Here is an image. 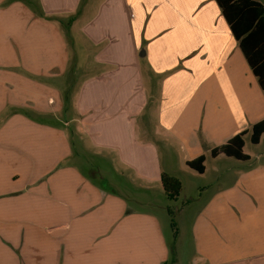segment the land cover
I'll list each match as a JSON object with an SVG mask.
<instances>
[{
	"label": "crops",
	"instance_id": "crops-1",
	"mask_svg": "<svg viewBox=\"0 0 264 264\" xmlns=\"http://www.w3.org/2000/svg\"><path fill=\"white\" fill-rule=\"evenodd\" d=\"M137 1L141 7L155 1L161 21L160 45L141 56L130 36L121 33L128 41L118 44L111 29L104 31L97 14L80 28L93 46L109 41L96 52L75 108L81 131L115 152L128 171L112 179L78 171L81 153L72 152L67 136L72 120L65 121L67 129L42 120L50 115L58 122L64 108L62 74L75 69L71 45L79 35L68 39L78 19H68L63 5L76 3L0 0V264L168 263L179 241L172 252L158 215L130 203L147 206L150 192L161 196L163 171L182 181L184 203L191 200L179 211V224L183 218L190 223L195 260L264 264V157H212L214 180L198 184L191 196L178 170L164 168L161 152L171 157L178 148L189 168L187 161L205 156V145L212 150L264 119V91L216 0ZM51 15L58 21L50 22ZM144 58L151 62L145 67ZM147 71L155 78L174 71L157 83L162 91L151 112L157 95L148 90ZM145 110V118L136 119ZM205 158L204 173L189 170L207 174ZM60 160L66 168L53 172ZM196 199L205 201L192 209Z\"/></svg>",
	"mask_w": 264,
	"mask_h": 264
},
{
	"label": "rangeland",
	"instance_id": "rangeland-1",
	"mask_svg": "<svg viewBox=\"0 0 264 264\" xmlns=\"http://www.w3.org/2000/svg\"><path fill=\"white\" fill-rule=\"evenodd\" d=\"M39 6H41V1H48V0H35ZM64 1H70L72 0H64ZM155 1H144L143 6L141 7L140 1L137 0H115L111 1V7L109 10L108 7V0H76L73 2L76 3L75 7L72 9V5L68 3H64L63 5V14L65 16H68V19H71L73 17H76V20L78 19V22L75 23V29L73 34L70 32L68 34V39L72 40V37L78 36V42L76 40V44H74V41L72 40L73 44L71 45V50L74 55H76V60L74 62L75 69L71 70V67L69 71L64 72L63 78L65 79L61 80L62 86L65 89V97L63 101L64 108L60 112L59 116L57 117L58 122L52 118L50 115H48V118L42 119L45 121H48V125L56 126L60 129H67L68 128V139H69V145L72 148V152H74V149L76 152L81 153L79 156V172L82 174H86L91 177V175H102L106 177H110L112 179H121L122 173L127 174L128 171L124 168L123 165L120 164V160L118 159L119 156L116 155L115 152L109 151L107 149H103L99 146H97L93 141V135H88L81 131V120L82 115L78 113V109L75 107L77 106L76 99L79 97L80 90L82 88L81 84L83 81L88 80L91 78L92 74L94 73V57L96 55V52L99 53L102 51V49H105L109 41L104 39L101 41V44L99 46H93L92 41L88 38V34L85 32L86 38L81 37V30L80 28L82 26L89 25V21L92 20L94 14H97L99 16V23L101 24V27L105 28L104 31H107L111 29L114 32V35L117 37H114L117 39L118 44L121 41H128V40H121L120 35L121 33L127 36H130L132 41L134 40L139 44L142 48L139 51V56L142 53L143 49L147 47H152L156 45H160L159 42L162 41V38L157 34L158 30L161 28L160 24L161 21L159 19V14L156 11V4H153ZM127 7H129V11H131V16L129 17L127 15ZM39 9V8H38ZM109 10V11H108ZM40 15L44 14V11L38 12ZM113 16V20L110 19V15ZM44 17V16H40ZM50 22H57L58 19L54 17V15H51L50 18H47ZM110 19V21H109ZM92 22V21H91ZM63 23V22H62ZM64 27H66V24L63 23ZM111 26V27H109ZM87 31V29L85 30ZM157 40V41H156ZM88 44V46H87ZM82 45H84V52L81 53ZM86 49V50H85ZM83 54V55H82ZM149 58H144L143 64L145 67V63H151ZM99 68V67H98ZM151 69V65L149 67ZM97 69V68H96ZM174 71L164 73L160 76H156V78L152 75V72L149 73V71L145 72V78L147 81V87L150 93L156 94L157 96H153L154 99H151L149 102V108L150 112L153 110L151 108L152 106H155L157 103V97L159 98V90L162 91V82L157 84L158 82L165 80L167 77L173 74ZM153 76V77H152ZM56 80H54V83ZM53 83V84H54ZM157 84V86H156ZM55 87V86H54ZM28 88H26L27 90ZM75 109V110H74ZM28 114L34 117V114L31 110H27ZM27 114V113H26ZM146 114V110L142 113H138L136 119L142 120V117H144ZM76 116L78 121L76 120ZM145 118V117H144ZM143 118V119H144ZM30 120L36 121L35 117L31 118ZM72 120L69 124V127L65 128V121ZM143 122V121H142ZM79 127V132L74 131ZM251 129L252 126L248 128L247 134L244 137L245 140V147L244 152L249 155L252 158L257 157L259 154L264 157V137L261 139V142L259 144H253L251 142ZM227 142V141H226ZM225 142V143H226ZM224 144V143H223ZM206 147H203V151L205 156L207 157V166H208V172L204 176H201L200 174H196L195 172H192L189 170V168H186L184 162L181 161V157L183 155L181 150H177L178 148H175L176 150H170L171 157H168L164 150H161L163 153L162 162L165 166L164 168L166 170H172L175 168V170H178V174L182 175L184 178V184L186 185L187 193L192 194L191 196H196L194 194V189L198 184H209L211 183L214 178L212 177L211 169L214 167V163L212 162V156L210 153L211 145L208 147V145H205ZM207 148H210L209 150ZM221 157L226 158V156L221 155ZM66 164L60 160L59 165L56 168H53L52 171L55 172L56 170L66 168ZM75 169V168H74ZM12 168L10 167V173L12 172ZM51 171V172H52ZM165 172V171H163ZM167 172V171H166ZM169 173V171H168ZM91 174V175H90ZM171 174V173H170ZM193 175V177L191 176ZM102 185H108V181H101ZM165 193V192H164ZM161 194V196L156 195V192H150V198L149 202H152L151 205L147 206H141L138 205L135 201H131L130 203L132 207L136 208H146L149 210V212H153L158 215V217L161 219L162 224L165 228L166 236L168 237V241L172 244H175L178 242V254L174 256V258H170L168 263L166 264H202L196 259L195 252L193 250L192 246V237H191V229H190V223H188L187 218L184 220V218L180 221L179 224V211L185 206L184 203V194L179 196L177 201L171 202L166 198L165 194ZM182 193V192H181ZM165 197V198H164ZM129 200V199H128ZM188 200V199H187ZM186 200V201H187ZM190 200V199H189ZM185 201V202H186ZM203 200L196 199L195 203L191 207L192 209H197V207L200 205V203ZM171 207L174 210H176V225L179 229V234L177 238L174 237V230L171 226V218L168 216V223H166V220L164 221V217L166 219V215H168V208ZM53 221L58 220L60 218V212L59 210H53ZM185 215V214H184Z\"/></svg>",
	"mask_w": 264,
	"mask_h": 264
},
{
	"label": "trees",
	"instance_id": "trees-1",
	"mask_svg": "<svg viewBox=\"0 0 264 264\" xmlns=\"http://www.w3.org/2000/svg\"><path fill=\"white\" fill-rule=\"evenodd\" d=\"M216 2L253 75L264 91V4L258 0H216ZM246 134L247 131L240 132L226 143L214 147L211 156L215 158L224 155L237 160H248L249 155L244 152ZM263 135L264 119L252 126L251 142L259 144ZM205 160V156L201 155L187 161L186 164L190 169L202 174L205 171ZM161 183L168 200L177 201L183 190L182 181L168 172H162ZM190 202L191 200H188L186 204ZM168 213L174 237L177 238L179 229L175 222L176 210L169 207ZM170 248L174 252V244Z\"/></svg>",
	"mask_w": 264,
	"mask_h": 264
}]
</instances>
